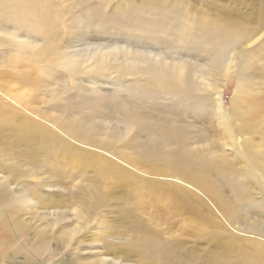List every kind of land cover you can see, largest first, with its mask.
I'll return each instance as SVG.
<instances>
[{
  "label": "bare ground",
  "instance_id": "bare-ground-1",
  "mask_svg": "<svg viewBox=\"0 0 264 264\" xmlns=\"http://www.w3.org/2000/svg\"><path fill=\"white\" fill-rule=\"evenodd\" d=\"M251 1L245 4L232 0L228 5L209 1L200 6L189 0H0V65L9 60L7 66H13L17 77L18 62L25 61L22 82L32 84L36 90L33 95L29 92L10 98L24 108L28 102H41L42 108H30L31 112L53 122L74 140L94 149H111L109 152L116 151L125 160L129 157L131 166L138 170L198 183L236 223L240 220L237 204L226 201L223 195L226 190L235 192L239 185L238 168L231 164L233 158L245 162L248 173L264 161V155L245 150V143L237 144L236 135L242 129L231 125L232 120L244 118L247 113L241 110L250 88L245 82L246 72L264 61V39L246 48L264 32V0ZM237 55V87L225 110L220 99L223 83L219 86V82L231 56ZM112 76L115 78L110 79ZM100 83L111 90L99 88L101 93L91 95L85 87ZM68 90L72 93L66 94ZM122 91L128 96L120 95ZM15 107L0 98V132L10 124L12 131L11 142L4 146L14 156L13 162L29 165L25 172L15 167V179L18 174L32 177L35 168L45 164L50 180L57 183L60 162L75 156L87 165L99 163L103 167L100 173L105 172L107 177L108 173L118 174L121 179L107 188L93 184L88 190H76L75 197L86 203L85 207L109 208L110 200L130 194L124 187L129 188L128 182L134 179L140 197L159 195L161 187L156 182L132 175L130 169L126 172L128 168L123 171L114 167L110 159L108 162L96 156L97 150L93 155L72 147L57 131L20 114ZM6 118L20 122L10 123ZM111 119L123 122L127 129L109 126L107 120ZM219 141L222 144H217ZM234 146L239 158L233 152ZM251 184L254 189L250 193L247 188L246 208L264 211L262 197L258 198L260 182ZM6 186L0 188V203L15 209ZM112 186L118 188L116 194ZM236 230L264 237V229L254 225ZM221 233L206 229L191 239L196 242L184 238L177 246L185 250L191 243L195 248L190 258L197 261L203 257L199 264H264L263 243L253 241L249 244L252 253L240 250L237 254L232 251L238 241L235 236L224 238ZM221 236L222 245L217 244ZM134 237L136 234L131 232L124 241L134 246ZM137 241L150 258H154V248L156 257L164 263L181 264L153 231L139 229ZM201 242L209 251L197 247ZM225 252L229 257L222 260Z\"/></svg>",
  "mask_w": 264,
  "mask_h": 264
},
{
  "label": "rangeland",
  "instance_id": "rangeland-1",
  "mask_svg": "<svg viewBox=\"0 0 264 264\" xmlns=\"http://www.w3.org/2000/svg\"><path fill=\"white\" fill-rule=\"evenodd\" d=\"M190 1L199 3L200 6L209 1L214 5L216 3L228 5L232 2V0ZM242 1L245 4H251L252 2L251 0ZM263 39L264 32L253 39L246 48L254 46ZM239 56H231V63L219 82V86L223 83L220 88V99L225 110H228L229 102L235 95L237 87L236 68ZM7 63L9 64V60H7ZM7 63L0 65V98L3 103L12 107L16 106L15 109L20 114L31 118L53 132L57 131L55 133L67 139L72 147L85 153L90 151L93 155L97 150L99 154L96 152L95 155L105 158L107 161L110 159V164H113L114 167L116 166V168L118 167L123 171L128 168L126 172L130 169V174L132 172V175L148 179L153 183L156 182V186L158 185L157 187L161 188L158 190L159 195H155L157 198H145L146 195L143 193L145 196L142 198L137 192V184L134 179L128 182L129 188L124 187L130 191V194L120 195L116 199L110 200L109 208L97 210L85 207L87 204L82 202L80 198L75 197L74 192L76 190L79 188L84 191L88 190L93 184L99 188H107V186L119 183L121 179L118 174L110 176V173H108L109 177H107L105 172L100 173L103 171V167L101 169L102 165H99V163L87 165L88 163L75 156L60 162L59 182L57 183L50 180L49 166L45 164H39L32 173V177H24V175L18 174L15 179L13 172L16 168L21 172H25L26 167H29V165L18 161L13 162L14 156L8 153L4 146L7 142H11L10 124V126L2 128V132H0V150L2 151H0V188L4 184H8L6 189L15 209L9 207L10 210L5 207V204L0 203V264H153L154 260L156 264H168L156 257L157 249L153 248L154 258L149 257L150 254L137 241L139 229L153 231L158 238L164 240L167 243V249L172 250L173 255L181 264H199L203 262V257H199L197 261L192 260L193 256L190 258L191 251L195 248L191 243H187L185 250H180L177 245L182 240L195 239L203 230L206 232V229L218 233L224 232V234L221 233L224 238L235 236L234 238L238 240L237 247L234 245L235 248L233 247L232 251L237 254L241 253L240 250H247L246 252L250 251L252 253L249 244L253 241L264 244V237L254 235L253 232L236 230L248 229L250 225L256 226L257 229H264V211H259L256 208L248 209L246 208L248 204L245 202L248 197L247 188L250 193H253L254 186L251 181L259 180L261 193L258 198L262 197L260 203L262 204L261 209H264V161L256 163L248 173L246 163L233 158L234 162L231 164H235L238 168L239 185L235 192L226 190L223 194L226 201L234 200L237 204L240 220L233 223L227 209L221 207L217 200L214 201L215 199L211 197L209 192L200 187L198 183L190 181L188 183L187 180H179L180 177L166 176L163 173L155 174L142 169L138 170V168L131 166L128 161L129 157L125 160L116 151L109 152L111 149L103 150L100 147L94 149L95 146L68 137L53 122L31 112L30 108H42L41 102H28L26 104L27 109L22 104H20L21 106L15 104L10 96L29 92L33 95L36 90H34L35 87L32 84L22 82L21 74L25 69V61L18 62L17 77H15L16 71L13 66L8 67ZM34 68L38 69L37 66H34ZM9 70L13 73L8 74ZM37 75L40 76V73L38 72ZM113 78L115 76L110 77V79ZM245 82L250 85V88L243 97L244 107L241 110L246 109L247 113L244 118L232 120L231 125L242 129L236 135L237 144L245 143V150L264 155V61H260L256 68L248 69ZM255 84L256 88L254 89ZM86 86L91 95L111 90L109 85L106 84L105 86L104 83L88 84ZM70 93L72 91L69 92L68 90L66 94ZM120 95L128 96L124 91ZM6 119L10 123L20 122V120ZM107 124L109 126H119L121 130L127 129L123 122H117L114 119L107 120ZM214 140L217 141L218 137ZM222 142L219 141L217 144H222ZM224 152L228 153L226 148H224ZM233 152L236 153L235 146ZM236 156L240 157L238 153H236ZM116 175L119 176V179ZM212 181H214L213 178ZM161 190L163 194H161ZM117 191L118 188L113 187L112 193L116 194ZM83 193L86 194V192ZM253 195L251 194V199H254ZM89 198L90 196L87 194V200ZM239 200L245 206L240 204ZM65 226L70 229H64ZM68 231H71V235ZM131 232L133 236L136 234L134 246L129 245V242H127ZM237 234L239 237L236 236ZM222 236L217 244L220 242V245H222V242H224ZM124 239L127 241H124ZM191 241L196 242V240ZM197 247L205 248L207 245L201 242L197 244ZM205 249L209 251L208 248ZM124 252L129 257L125 258ZM227 257L229 255L225 252L222 260ZM210 258L211 256L204 262Z\"/></svg>",
  "mask_w": 264,
  "mask_h": 264
}]
</instances>
